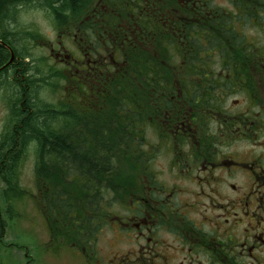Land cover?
I'll return each instance as SVG.
<instances>
[{
  "label": "flooded vegetation",
  "instance_id": "flooded-vegetation-1",
  "mask_svg": "<svg viewBox=\"0 0 264 264\" xmlns=\"http://www.w3.org/2000/svg\"><path fill=\"white\" fill-rule=\"evenodd\" d=\"M31 3L25 7L39 9ZM41 11L56 30L53 39L27 44L48 49L47 62L33 73L46 75L48 101L63 103L65 120L75 119L72 112L79 116L77 137L89 127L98 145L103 137L116 138L103 124L114 106L105 101L114 96L125 46L141 47L145 75L137 85L142 92L126 93L128 112L139 107L142 114L132 119L127 172L118 171L115 158L103 172V157H94L79 178L64 170L60 185L54 173L42 171L41 162L52 158L41 157L34 144L31 199L46 224L55 208L72 211L65 223L88 233L70 246L82 249L89 262L97 260L99 234L110 224L133 241L132 262L264 264V0H89L67 11L63 22ZM6 46L3 23V56ZM2 63L7 119L0 145L13 101L19 98L26 111L31 89L15 50ZM69 160L64 157L66 170ZM61 186L66 206L55 204ZM78 187L81 201L70 205ZM1 208L0 242L7 230ZM14 209L15 215L7 211L10 220L18 216Z\"/></svg>",
  "mask_w": 264,
  "mask_h": 264
},
{
  "label": "trees",
  "instance_id": "trees-1",
  "mask_svg": "<svg viewBox=\"0 0 264 264\" xmlns=\"http://www.w3.org/2000/svg\"><path fill=\"white\" fill-rule=\"evenodd\" d=\"M14 2L12 0H0L1 25L5 20L14 18H9V15L11 10L13 8L15 9L17 3H23L25 5L32 1L22 0L16 3ZM85 3L88 4L89 0H35L31 4L39 9L50 10L56 16L55 19L57 22H63L67 20L68 14H65L67 11H77ZM28 38L35 39L37 36H33L32 31L25 33L24 27H21V29L15 32L6 30L7 44L15 50L17 57H20L23 74L30 77L28 85H37L39 91L37 93L27 94L29 108L26 111H23L21 107L11 108L10 124L7 126V130L2 138L3 142L0 145V182L5 183V193L13 198L20 196V169L28 155V151L34 147L35 143L40 145L41 157L52 158V162L48 163L45 160L41 162L42 165L44 164L42 171L44 173H54L55 179L60 182V185L62 180L61 174H63L64 170L69 172L73 179L79 178L83 170L86 171L85 168L89 166V164H86L90 162L89 158L94 157H103V172L111 167L113 158L117 160L119 165L118 171L120 173L127 172L125 165H131V162L126 160V158L132 155L131 149H129V143L133 141L130 135L132 119L134 117H141L142 114L140 112L141 108L139 107L134 114L128 112L130 109V99L126 97V93L130 95L134 90L142 92L137 86L140 79L142 80L145 77L144 52L141 47L134 48L132 46H125L124 62L121 64L122 68L113 83L114 87L108 84V88L112 86L111 93L114 96L108 98L105 102L108 106L114 103V106L112 107L113 110H110L113 111L112 116L109 117L108 122H104L103 124L111 126L109 132L113 131L112 133H115L116 138L111 137L110 140H104L103 137V144L98 145L97 140L100 139L98 137L96 138L97 132L91 130L89 127L82 129L77 137L78 131L80 130L77 128L82 123L76 112H72V116L75 119L69 117L65 120L63 103H60V105H52L47 99L39 97L42 90L44 91V85L52 87V84L47 81L45 74H40L41 76L38 79H34L31 76L34 67H28V63L24 61L25 57L31 54V51L27 48V44L31 43ZM3 55L4 53L0 52L1 65L3 64L2 61L4 58L8 64L11 60L9 51L6 50L5 56ZM48 89L50 90V88ZM32 95L35 96L33 97ZM51 126H54V128H50ZM112 126H116L117 128L115 129ZM65 131H68V135L70 134L69 138L64 135ZM106 141H109V144ZM64 157L70 159L69 169L67 170L64 165ZM95 171L96 169L93 168L91 173H95ZM79 188L76 191H72L69 200L70 205H77L81 201ZM56 196V205H67L68 202L63 201L64 194L62 186L56 192ZM70 212L72 211L67 208H55V213H52L49 218V226L51 227L54 240L57 242L64 241L65 244L69 245L76 243L78 246V243L84 241V237L88 232L87 230L74 227V225L70 227V225L65 223L69 220L67 214ZM58 219L62 220L65 225L64 228H58L54 224ZM79 219V217L76 218V220ZM2 230V223H0V234Z\"/></svg>",
  "mask_w": 264,
  "mask_h": 264
},
{
  "label": "rangeland",
  "instance_id": "rangeland-1",
  "mask_svg": "<svg viewBox=\"0 0 264 264\" xmlns=\"http://www.w3.org/2000/svg\"><path fill=\"white\" fill-rule=\"evenodd\" d=\"M46 21L48 20L44 15L37 14L28 25H37L47 39H53L54 35L48 33ZM29 50L31 54L25 57V63H28V67L41 66L44 57L48 53V49H41L40 46H31ZM31 76L34 79H38L41 75L39 72H34ZM29 78L27 79L28 82H30ZM13 86L16 87L15 83H13ZM30 86L31 89L28 91V94L39 91L37 85ZM44 87V91L42 90L39 97L47 99L48 101L50 98V90L46 88L47 85H44ZM57 94L60 98L63 97L62 92ZM51 97L54 100L52 93ZM18 99L16 98L13 101L14 108L20 107ZM6 109L7 107L3 103V98H0V134L4 120L7 119ZM33 172V159L31 154L21 166V185L30 194L33 189ZM2 190L0 189V207H2L1 210L3 212L10 204H8L9 200H5L6 198L2 197ZM28 196L30 195L28 194ZM11 202L15 206L12 205L10 208H16L19 216L17 218L14 217V219L16 218L15 220H10L5 214L3 216L7 221V230L4 238L0 242V264H143L142 258H135L132 262L129 254L134 247L133 241L127 238L125 233H120L117 229H114L112 227L113 225L110 226V224H107L102 228L97 241V260L89 262L85 258L82 249L79 250L76 247L66 245L63 241L51 242V237L53 238V236L51 227L46 224V222L48 223L46 220L47 216L44 219L40 216L37 208H34L35 206L33 205L31 197L23 199L22 202ZM121 209L124 211L123 208ZM51 215L52 213L49 212V216ZM54 224L58 228H64V224L60 219ZM88 257H91L89 252Z\"/></svg>",
  "mask_w": 264,
  "mask_h": 264
},
{
  "label": "clouds",
  "instance_id": "clouds-1",
  "mask_svg": "<svg viewBox=\"0 0 264 264\" xmlns=\"http://www.w3.org/2000/svg\"><path fill=\"white\" fill-rule=\"evenodd\" d=\"M37 14L43 15L40 9L26 8L23 3H17L15 6L14 18L5 20L4 27L9 32H15L19 28L27 26ZM46 23L48 26V33L54 35L56 30L54 20H48Z\"/></svg>",
  "mask_w": 264,
  "mask_h": 264
}]
</instances>
